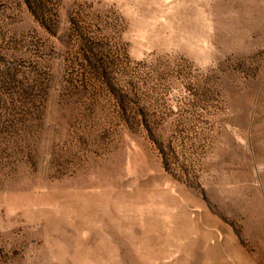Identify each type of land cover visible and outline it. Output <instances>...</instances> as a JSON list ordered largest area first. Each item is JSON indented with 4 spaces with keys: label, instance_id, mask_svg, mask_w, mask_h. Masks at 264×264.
Listing matches in <instances>:
<instances>
[{
    "label": "rangeland",
    "instance_id": "obj_1",
    "mask_svg": "<svg viewBox=\"0 0 264 264\" xmlns=\"http://www.w3.org/2000/svg\"><path fill=\"white\" fill-rule=\"evenodd\" d=\"M0 264H264V0H0Z\"/></svg>",
    "mask_w": 264,
    "mask_h": 264
}]
</instances>
